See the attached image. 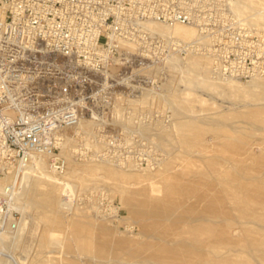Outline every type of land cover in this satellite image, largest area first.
<instances>
[{"label": "rangeland", "instance_id": "obj_1", "mask_svg": "<svg viewBox=\"0 0 264 264\" xmlns=\"http://www.w3.org/2000/svg\"><path fill=\"white\" fill-rule=\"evenodd\" d=\"M234 13L258 32L262 44L258 52L246 51L257 58L256 74L230 79L249 87L253 80H264V19L254 23L250 13ZM197 54L212 59L204 51ZM189 56L179 57L180 67ZM168 64L162 66L165 81L155 85L147 101L151 115L129 119L133 124L139 120L134 134L140 144L129 150L134 158L121 163L103 158L96 127V135L88 142L83 132L77 137L78 131L70 132L63 175L69 174L71 183L40 187L33 194L28 179L10 201L27 208L30 225L16 244L6 238L9 244H2L6 249L24 257L25 264H209L192 246L201 220L223 213L236 220L234 229H241L238 221L245 219L235 210L230 184L235 178L264 182V131L255 130L247 117L257 112L264 119L262 88L251 92L215 89L201 84L198 73L172 71ZM186 122L190 127L183 126ZM234 139L246 144L232 145ZM109 163L118 172L136 174L130 188L120 189L119 180L102 171L93 175L82 170L84 164ZM68 191H74L72 203L65 198ZM227 239L221 252L211 255L230 252V257L240 258L236 243L241 235ZM244 258L250 255L245 253Z\"/></svg>", "mask_w": 264, "mask_h": 264}, {"label": "built area", "instance_id": "obj_2", "mask_svg": "<svg viewBox=\"0 0 264 264\" xmlns=\"http://www.w3.org/2000/svg\"><path fill=\"white\" fill-rule=\"evenodd\" d=\"M235 1L0 0V177L16 178L0 195L1 254H11L2 244L22 219L8 202L18 169L39 156L65 173L62 146L87 119L103 158L133 159L139 120L129 119L151 115V103L138 101L165 81L162 66L170 58L204 51L220 78L256 74L257 58L246 51L262 44L234 13ZM149 23L192 27L199 38L161 36Z\"/></svg>", "mask_w": 264, "mask_h": 264}, {"label": "bare ground", "instance_id": "obj_3", "mask_svg": "<svg viewBox=\"0 0 264 264\" xmlns=\"http://www.w3.org/2000/svg\"><path fill=\"white\" fill-rule=\"evenodd\" d=\"M233 10H235L234 12L240 15H246L250 13L249 18L252 20V22L257 23L260 19H264V0H236L233 4ZM254 23L251 24L253 25ZM146 27L153 33L160 34L161 36H176L177 38L183 39L185 41H191L199 38L198 31L195 28L179 24L164 25L161 23H149L146 25ZM198 55L199 54L190 55L189 58L184 61L181 67L179 63L182 62V60L178 56H173L168 60L169 64L167 62L168 68L172 71L180 69L182 70V73H187L189 75L190 73H192L191 71H194L196 74L198 73V75L200 76V80L202 79L201 84L205 86H213L215 89L223 87L226 90L228 89L230 92H251L254 91L255 88L261 87V95L264 97V80H253V82H255L256 84L252 83L249 85V87H245L244 85H242V87L238 82H234V80L230 79L226 80L224 78H219L217 77L218 75L216 76L215 80H211L210 76L213 75L212 78L214 79V76L216 75L214 74L216 71L214 70V67H212L214 66L212 64L213 60L206 55ZM236 83H238L239 85H237ZM253 84H255L254 87L251 86ZM226 90L222 91L225 92ZM149 99V97L145 96L141 100H139L138 103L145 105L148 103L147 101ZM247 117L250 119V124L254 127H257L255 130L264 131V119H260L257 112H250L247 114ZM260 125L263 127H260ZM183 126L186 128L190 127L188 122H186ZM95 127V123L92 120L87 119L80 124L76 131H78V133L81 132L82 134L83 132L84 134L88 135V142V140L90 141V139H92V137L96 135ZM198 132H202V129L200 127H198ZM67 142H65L62 146V152L65 155L67 154L66 150H68L69 145V143ZM91 142L93 141L91 140ZM98 144L96 143V145ZM238 144L244 145L246 143L243 139H234L232 145L236 146ZM102 165L104 164H84V166H82V170L93 175L97 174V172L102 171L110 178L119 180L120 189L125 190L127 188H130V180L134 179V176L136 174L127 173L126 170V172H118L117 170H115L117 167L114 164H105L104 166ZM112 165H114L115 168H113ZM18 170V187L16 185L15 191L11 197L17 195L19 192H21V190L25 188V186L29 183L28 179H30L31 181L30 185H32L33 194L40 187H58L60 183H63L64 185H66L67 183H71L69 174H62L59 176L55 174L44 157H32L31 160L28 161V163H26L23 167H20ZM17 175L18 174H16V176ZM15 179L16 178H14L13 181H15ZM11 180V178L0 179V195L5 194V184ZM2 181H4L5 184ZM230 185H232L231 199L233 201V204L235 205V210L239 212L241 218L245 219L244 221H238L241 225L239 228L241 229L237 231V229L233 228V225L236 221L234 218H226L223 216V213L218 214L214 212L212 213L211 217L201 220V223L198 227L200 234H197L193 238L192 246L199 251L198 254L201 256L202 261L208 262L209 264H264V182H260L257 179H253V181L251 182H243L235 178L231 181ZM73 192L74 191H68L65 195V198L70 203H72L74 199ZM203 197L206 198L205 195H203ZM10 200L8 202L10 203L11 207L17 212L21 211V213H23L19 230L15 235L9 237L12 239V243L16 244V242L20 241L21 237L24 235L26 229L29 228L30 218L28 217V215H26V207L20 208L18 205L14 206L12 201ZM215 201L216 200H214L213 202ZM213 218H216V220H213ZM204 231L208 233L207 236L204 235ZM230 235H241V239L236 243V246L240 253L238 257L240 258L234 259L230 257V255L228 254L230 252H227L223 255L212 256L211 253L213 251L221 252L224 243L223 239H229ZM219 237H222V239ZM182 249L184 251H188L187 248ZM10 253L11 254L6 256L0 253V264H25L24 257L15 256L14 253ZM245 253H248L250 255V258H244ZM74 264H77V262H74Z\"/></svg>", "mask_w": 264, "mask_h": 264}]
</instances>
